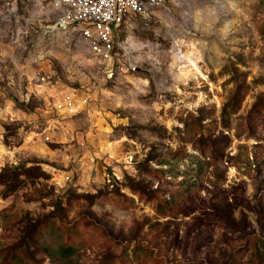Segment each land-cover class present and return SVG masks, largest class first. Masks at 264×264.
<instances>
[{"label": "rangeland", "instance_id": "1", "mask_svg": "<svg viewBox=\"0 0 264 264\" xmlns=\"http://www.w3.org/2000/svg\"><path fill=\"white\" fill-rule=\"evenodd\" d=\"M63 17L0 0V264H252L264 0H165L110 61Z\"/></svg>", "mask_w": 264, "mask_h": 264}, {"label": "built area", "instance_id": "2", "mask_svg": "<svg viewBox=\"0 0 264 264\" xmlns=\"http://www.w3.org/2000/svg\"><path fill=\"white\" fill-rule=\"evenodd\" d=\"M64 8L63 24L74 26L95 55L112 60L115 35L137 16L149 14L165 0H54Z\"/></svg>", "mask_w": 264, "mask_h": 264}, {"label": "trees", "instance_id": "3", "mask_svg": "<svg viewBox=\"0 0 264 264\" xmlns=\"http://www.w3.org/2000/svg\"><path fill=\"white\" fill-rule=\"evenodd\" d=\"M11 181L14 182L13 184H15L16 187L20 186V184L22 182V181H20V179H17V178H14V179L11 178L10 182ZM72 253H73V250L70 247H64L62 249V256L64 258L70 257L72 255ZM255 256H256V260L253 261L252 264H264V252H262L261 250H257L256 253H255Z\"/></svg>", "mask_w": 264, "mask_h": 264}]
</instances>
